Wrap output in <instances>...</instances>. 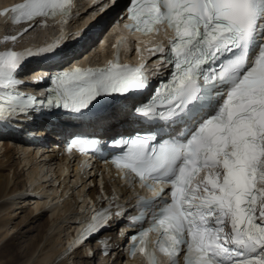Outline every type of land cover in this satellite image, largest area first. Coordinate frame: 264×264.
Here are the masks:
<instances>
[{
  "label": "snow or ice",
  "instance_id": "snow-or-ice-1",
  "mask_svg": "<svg viewBox=\"0 0 264 264\" xmlns=\"http://www.w3.org/2000/svg\"><path fill=\"white\" fill-rule=\"evenodd\" d=\"M72 5L73 0H24L11 8L12 22L59 17L65 23ZM126 11L128 31L172 33L167 49L163 42L149 48L152 55L162 54L157 63L172 66L169 76L135 107L154 130L113 141L121 149L112 160L115 168L125 179L137 177L153 195L137 199L139 215L132 223H142L149 211L152 220L131 238L132 254H143L147 264H157L156 252L170 264H179L182 252L184 264H264V0H130ZM59 43L0 52V122L42 110L80 115L100 97L149 86L143 64L120 62L126 43L121 39L105 67L52 76L45 99L19 92L23 61L52 54ZM97 148L96 141L81 138L70 145L81 153ZM112 218L111 209L97 211L75 246Z\"/></svg>",
  "mask_w": 264,
  "mask_h": 264
},
{
  "label": "bare ground",
  "instance_id": "bare-ground-1",
  "mask_svg": "<svg viewBox=\"0 0 264 264\" xmlns=\"http://www.w3.org/2000/svg\"><path fill=\"white\" fill-rule=\"evenodd\" d=\"M113 2L110 13L116 11L118 14L124 9L126 0ZM84 16L85 14L80 16L75 23L84 24ZM104 20L98 15L94 24H101ZM29 37L30 34H27L25 39ZM2 38L3 34L0 32V39ZM48 157L59 161L52 153H48ZM34 161L35 157L30 155L24 163L16 149L8 145L0 146V264H94L95 258H87L81 249L72 256H58V249L64 242L63 234L68 233L66 229L69 227L70 217L58 208L46 210V203L40 204L21 193L25 189L27 175L31 173L27 171V165ZM42 170L43 168L36 167L33 173L39 175ZM76 204L77 198L74 195L63 203L65 208ZM121 255L112 264H121L118 262ZM99 264L105 263L102 260Z\"/></svg>",
  "mask_w": 264,
  "mask_h": 264
},
{
  "label": "rangeland",
  "instance_id": "rangeland-1",
  "mask_svg": "<svg viewBox=\"0 0 264 264\" xmlns=\"http://www.w3.org/2000/svg\"><path fill=\"white\" fill-rule=\"evenodd\" d=\"M9 30V28H8V26H0V32L3 34V33H6L7 31ZM51 31V29L50 30H48L47 32L45 31H42V32H39V31H36V32H34L33 33V37L32 38H34V39H39V38H42V37H44V36H46L49 32ZM31 38V36L29 37V38H27V39H25V43H26V41H28V40H31V41H33L34 39H32ZM16 222H18V221H16ZM13 234H14V232H12ZM12 236V235H11Z\"/></svg>",
  "mask_w": 264,
  "mask_h": 264
}]
</instances>
